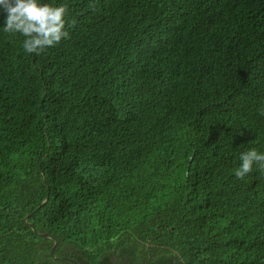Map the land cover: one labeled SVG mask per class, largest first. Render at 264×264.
Segmentation results:
<instances>
[{"label":"trees","instance_id":"obj_1","mask_svg":"<svg viewBox=\"0 0 264 264\" xmlns=\"http://www.w3.org/2000/svg\"><path fill=\"white\" fill-rule=\"evenodd\" d=\"M40 2V55L0 13V264H264V0Z\"/></svg>","mask_w":264,"mask_h":264},{"label":"clouds","instance_id":"obj_2","mask_svg":"<svg viewBox=\"0 0 264 264\" xmlns=\"http://www.w3.org/2000/svg\"><path fill=\"white\" fill-rule=\"evenodd\" d=\"M0 13L4 14L3 30L25 38L23 48L26 53L40 55L46 48L69 38V32L65 30L66 5L54 7L40 0H0ZM239 160V167L234 169L237 179L250 175L253 165L264 172V152L252 148L240 153Z\"/></svg>","mask_w":264,"mask_h":264},{"label":"water","instance_id":"obj_3","mask_svg":"<svg viewBox=\"0 0 264 264\" xmlns=\"http://www.w3.org/2000/svg\"><path fill=\"white\" fill-rule=\"evenodd\" d=\"M26 218H27V217H26ZM30 226H31L32 229H34V226H33L32 224H30ZM39 234H40L41 236H44V237H48V238L53 239L54 243H53V245H52L51 248H50V254H51L52 257H54V252H55V247H56V242H57L56 238H54L53 236H51V235L48 234V233H39ZM54 258H57V259H60V260L71 261V262H73V264H76V262H75L73 259L68 258V257H66V256H62V257H54Z\"/></svg>","mask_w":264,"mask_h":264},{"label":"rangeland","instance_id":"obj_4","mask_svg":"<svg viewBox=\"0 0 264 264\" xmlns=\"http://www.w3.org/2000/svg\"><path fill=\"white\" fill-rule=\"evenodd\" d=\"M142 67L146 70V71H148V69H149V67H148V65L147 64H142ZM69 258V257H68Z\"/></svg>","mask_w":264,"mask_h":264}]
</instances>
